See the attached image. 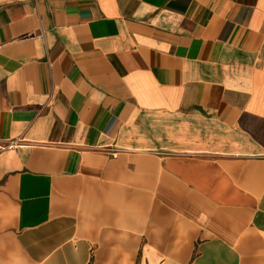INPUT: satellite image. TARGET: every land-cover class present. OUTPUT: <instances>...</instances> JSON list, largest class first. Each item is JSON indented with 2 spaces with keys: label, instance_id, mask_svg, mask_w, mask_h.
I'll return each instance as SVG.
<instances>
[{
  "label": "crops",
  "instance_id": "0c3cea01",
  "mask_svg": "<svg viewBox=\"0 0 264 264\" xmlns=\"http://www.w3.org/2000/svg\"><path fill=\"white\" fill-rule=\"evenodd\" d=\"M0 264H264V0H0Z\"/></svg>",
  "mask_w": 264,
  "mask_h": 264
},
{
  "label": "built area",
  "instance_id": "2783aa9c",
  "mask_svg": "<svg viewBox=\"0 0 264 264\" xmlns=\"http://www.w3.org/2000/svg\"><path fill=\"white\" fill-rule=\"evenodd\" d=\"M14 144H16V142H15V141H13V142L9 143L8 145H9V146H13Z\"/></svg>",
  "mask_w": 264,
  "mask_h": 264
}]
</instances>
